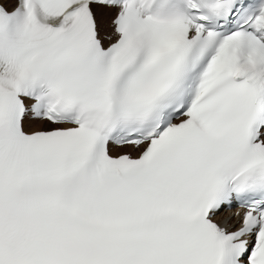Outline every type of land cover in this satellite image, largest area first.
<instances>
[{
  "label": "snow or ice",
  "instance_id": "snow-or-ice-1",
  "mask_svg": "<svg viewBox=\"0 0 264 264\" xmlns=\"http://www.w3.org/2000/svg\"><path fill=\"white\" fill-rule=\"evenodd\" d=\"M0 264H264V0H0Z\"/></svg>",
  "mask_w": 264,
  "mask_h": 264
}]
</instances>
